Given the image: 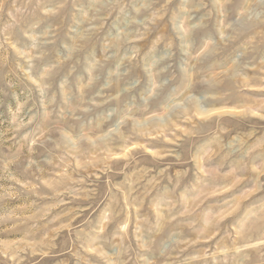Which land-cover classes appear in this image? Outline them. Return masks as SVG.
<instances>
[{"label": "rangeland", "instance_id": "1", "mask_svg": "<svg viewBox=\"0 0 264 264\" xmlns=\"http://www.w3.org/2000/svg\"><path fill=\"white\" fill-rule=\"evenodd\" d=\"M0 264H264V0H0Z\"/></svg>", "mask_w": 264, "mask_h": 264}]
</instances>
